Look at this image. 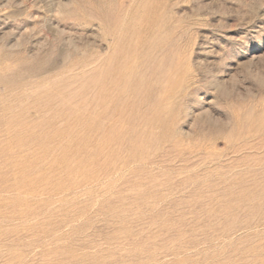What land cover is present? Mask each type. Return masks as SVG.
Returning a JSON list of instances; mask_svg holds the SVG:
<instances>
[{
  "label": "rangeland",
  "instance_id": "obj_1",
  "mask_svg": "<svg viewBox=\"0 0 264 264\" xmlns=\"http://www.w3.org/2000/svg\"><path fill=\"white\" fill-rule=\"evenodd\" d=\"M0 264H264V0H0Z\"/></svg>",
  "mask_w": 264,
  "mask_h": 264
}]
</instances>
